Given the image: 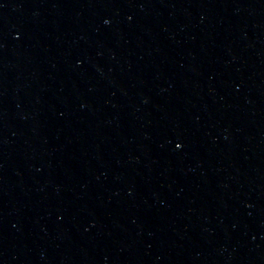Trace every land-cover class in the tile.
Instances as JSON below:
<instances>
[{"label": "water", "instance_id": "water-1", "mask_svg": "<svg viewBox=\"0 0 264 264\" xmlns=\"http://www.w3.org/2000/svg\"><path fill=\"white\" fill-rule=\"evenodd\" d=\"M0 264H264V0H0Z\"/></svg>", "mask_w": 264, "mask_h": 264}]
</instances>
